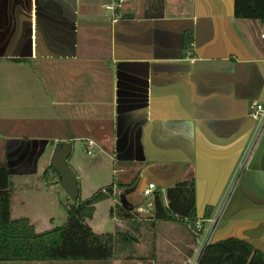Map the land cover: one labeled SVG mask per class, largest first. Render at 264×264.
Wrapping results in <instances>:
<instances>
[{
	"label": "crops",
	"instance_id": "crops-1",
	"mask_svg": "<svg viewBox=\"0 0 264 264\" xmlns=\"http://www.w3.org/2000/svg\"><path fill=\"white\" fill-rule=\"evenodd\" d=\"M234 2L127 0L114 22L104 0H0V158L11 217L39 232L55 227L58 208L75 202L55 166L70 144L82 199L114 183L95 211L120 203L140 229L134 259L0 264H186L196 237L181 222L152 225L144 188L157 183L167 202L169 186L194 176L202 217L220 207L243 165L213 241L235 236L264 249V126L252 115L264 106V24L237 17ZM81 149L93 151L88 171ZM111 220V232L131 226Z\"/></svg>",
	"mask_w": 264,
	"mask_h": 264
},
{
	"label": "trees",
	"instance_id": "trees-1",
	"mask_svg": "<svg viewBox=\"0 0 264 264\" xmlns=\"http://www.w3.org/2000/svg\"><path fill=\"white\" fill-rule=\"evenodd\" d=\"M234 10L239 18L258 19L264 24V0H235ZM43 25L49 34L53 31L48 24L43 22ZM244 169L243 166L234 188ZM48 175L47 169L45 176ZM9 180L7 161L0 158V262L136 258L135 247L140 242L137 231L140 229L139 224H136L135 211H129L116 202L110 209V216L130 221L131 226L127 229L117 227L114 232L97 233L87 222L93 217L98 202L114 196V183L85 199L79 194L75 202L65 205L68 216L63 225L39 232L29 218L11 217ZM166 199L167 202L161 190L154 191V216L151 224L156 225L160 221L181 222L189 227L196 238L201 236L202 231L198 230L197 222L211 218L215 207L208 205L203 216L199 217L194 176L169 186ZM199 264H264V252L248 241L233 236L207 243L200 255Z\"/></svg>",
	"mask_w": 264,
	"mask_h": 264
},
{
	"label": "rangeland",
	"instance_id": "rangeland-1",
	"mask_svg": "<svg viewBox=\"0 0 264 264\" xmlns=\"http://www.w3.org/2000/svg\"><path fill=\"white\" fill-rule=\"evenodd\" d=\"M264 126V125H263ZM263 128V127H262ZM262 131V130H261ZM259 135V134H258ZM258 135H257V137H258ZM257 137L255 138V139H257ZM254 143V142H253ZM253 143H252V146H253ZM82 150V149H81ZM34 152H35V149L34 148H29V152H27L28 154H26V157H25V159L26 160H29V158H30V156H32L33 154H34ZM82 152L83 153H85V154H81V160H79V162H80V164L82 165V167L86 170V171H88L89 170V165H88V156L90 155V154H86V152L85 151H83L82 150ZM88 155V156H87ZM90 158V157H89ZM32 161L30 160L29 162H28V166H32V164H30ZM102 169L104 170V165H103V167H102ZM103 176L105 175V178L104 177H100L99 179H100V184H104V182H108V180H110L109 178H110V175H109V173H108V170H106V171H104V172H102L101 173ZM110 182V181H109ZM233 187V186H232ZM231 187V188H232ZM233 189V188H232ZM229 192L230 191H228L227 193H226V197H225V199L223 200V202L221 203V205H220V208H219V211L217 210L215 213H213V215H212V218L214 219V220H216L214 223H215V225H214V223L212 224H210L209 222H203V231H202V234H201V236H203V240H202V242H199V244H198V247H199V245H200V243H201V245H202V243H204V241L206 240V239H208L209 238V236H212L213 234H214V232H215V230L218 228V226H219V224H220V222H221V220H222V218H223V214H224V212H223V214H222V210L224 209V207H225V204H227V202H228V198H229ZM51 194V196L52 197H54V198H58V194H57V190H52V192L50 193ZM61 194H62V199L64 200V202H66L65 200H66V197H68V198H70L71 199V197L69 196V194H67V192H65V191H62L61 192ZM68 195V196H67ZM86 197H87V195H86ZM107 203H109V202H106V203H101V204H99L98 206H97V211H95V214H94V217H92L93 219H88L87 220V222L91 225V227L93 226L94 228H95V230L97 231V233H106V232H111L112 230H114L115 228H116V222L115 221H113V220H111V216H110V207L107 205ZM65 205H66V203H65ZM65 205H63L62 206V208H61V206L58 208V212L56 213V223H55V226H60V225H63L64 223H65V221H66V209H65ZM54 212V214H55V211H53ZM129 226H130V224H129ZM211 227V228H210ZM40 228H42V227H40ZM150 228V227H149ZM123 229H126L125 228V226H123ZM44 230H48V228L47 229H44ZM94 230V229H93ZM94 230V231H95ZM41 231H43V230H41ZM95 231V232H96ZM193 234V233H192ZM148 236V235H147ZM149 237H150V235H149ZM193 237L195 238L196 236L193 234ZM200 238H202V237H200ZM151 241H152V239H151V237L148 239V242L151 244ZM201 245H200V247H201ZM197 246V245H196ZM148 247H150L149 246V244L148 243H146V246L145 247H141L140 246V248H139V251H138V253L139 252H141V253H145V254H147L148 252V250H147V248ZM198 247H196L197 248V250H199V248ZM197 250H196V252H197ZM196 258V256L194 255L193 256V259H195ZM122 259H126V258H122ZM12 262V261H11ZM196 261L195 260H193L192 261V263H190V261H188V263H186V264H194ZM6 263H9L8 261L6 262ZM180 264H185V262H183V261H181L180 262Z\"/></svg>",
	"mask_w": 264,
	"mask_h": 264
},
{
	"label": "built area",
	"instance_id": "built-area-1",
	"mask_svg": "<svg viewBox=\"0 0 264 264\" xmlns=\"http://www.w3.org/2000/svg\"><path fill=\"white\" fill-rule=\"evenodd\" d=\"M127 2V0H104V6L108 9V10H110L111 12H112V19H113V21L114 22H116V21H118L121 17H122V10H123V8H124V6H125V3ZM253 117L254 118H256L258 121H259V124L260 125H264V106L261 104V103H259V104H257L256 105V107H255V110L253 111ZM89 143L90 144H92L93 143V140H90L89 141ZM87 153L88 154H93V151L91 150V149H88L87 150ZM244 166V165H243ZM243 166L241 167V169L243 168ZM241 169H240V171H241ZM239 171V172H240ZM239 174V173H238ZM238 174H237V176H238ZM237 178V177H236ZM236 178H235V180H236ZM234 184H235V181H234V183H233V189L231 188L229 191V194L233 191V193H234V190L236 189V187L234 188ZM157 187H158V185H157V183H155V182H149L148 184H147V186L144 188V190H143V195L144 196H146V197H148V196H153V194H154V191H156V189H157ZM233 193H232V195H233ZM232 195L230 196V199L228 200V202H227V204H225V207H224V209L222 210V214H223V212L225 211V209H226V207H227V205H228V203H229V201L231 200V198H232ZM220 208V207H219ZM219 208L217 209L218 211H219ZM216 210V211H217ZM216 220H214L212 217L211 218H209V219H207L205 222H209L210 224L212 223H214ZM214 225H215V223H214ZM197 228H198V230L199 231H203V221H198L197 222ZM211 228V227H210ZM214 235V234H213ZM213 235L212 236H209V238L208 239H206L205 241H204V243H202V245H201V243H200V245H201V247H200V245H199V250H197V252H196V254H195V256H196V258L195 259H191L190 260V263H192V261L193 260H195L196 262L194 263V264H199V259H200V255H201V253H202V250H203V248H204V246L207 244V243H209V242H212L213 241ZM200 237H202V238H200ZM197 239V242H198V244H199V242H202V240H203V236H199V237H197L196 238Z\"/></svg>",
	"mask_w": 264,
	"mask_h": 264
},
{
	"label": "water",
	"instance_id": "water-1",
	"mask_svg": "<svg viewBox=\"0 0 264 264\" xmlns=\"http://www.w3.org/2000/svg\"><path fill=\"white\" fill-rule=\"evenodd\" d=\"M71 152V145L67 144L63 149H60L57 152L56 160H55V166L62 175V181L71 195V197L76 201L79 196V184L76 173L73 171L71 166L68 163V157ZM229 238V237H228ZM226 239V238H216L212 242H217L219 240ZM247 241L251 244H253L255 247H259L261 250H264L262 246H259L255 242H252L251 240Z\"/></svg>",
	"mask_w": 264,
	"mask_h": 264
},
{
	"label": "bare ground",
	"instance_id": "bare-ground-1",
	"mask_svg": "<svg viewBox=\"0 0 264 264\" xmlns=\"http://www.w3.org/2000/svg\"><path fill=\"white\" fill-rule=\"evenodd\" d=\"M219 237V236H218Z\"/></svg>",
	"mask_w": 264,
	"mask_h": 264
}]
</instances>
